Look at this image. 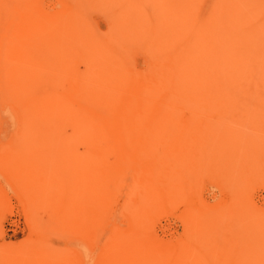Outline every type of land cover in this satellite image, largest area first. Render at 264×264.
<instances>
[{"label":"bare ground","instance_id":"6f19581e","mask_svg":"<svg viewBox=\"0 0 264 264\" xmlns=\"http://www.w3.org/2000/svg\"><path fill=\"white\" fill-rule=\"evenodd\" d=\"M137 1L144 0H54L46 10L41 0H0V216L9 211V190L29 227L27 239L0 245V264H82L76 243L89 250L109 226L98 264L264 262V212L248 205L249 187H221L224 206L210 217L192 177L220 170L224 142L238 153L259 147L264 156V141L245 146L220 135L215 59L201 57L208 46L189 42L180 25L172 35V17L168 29L161 22L168 33L159 29L151 6L146 21L137 8L145 12L149 0ZM182 1V14L199 9ZM111 156L114 168L105 164ZM114 171L134 174L137 187H125V195L109 187ZM118 202L127 218L121 223L108 219ZM158 214L180 218L173 240L152 234ZM222 225L225 237L217 233ZM49 233L73 245L53 252Z\"/></svg>","mask_w":264,"mask_h":264},{"label":"rangeland","instance_id":"374dc122","mask_svg":"<svg viewBox=\"0 0 264 264\" xmlns=\"http://www.w3.org/2000/svg\"><path fill=\"white\" fill-rule=\"evenodd\" d=\"M145 1L147 0L137 2L142 3L143 5ZM160 1L149 0L147 1L148 4L146 2L144 3V5H148H145L146 11L150 6L153 9V11L152 9L150 10V8L148 9L149 12H152L151 14H154V16L150 15V18L151 16L154 17L156 19L155 22H158L157 20H159L158 25L161 22H164V24L167 22L168 25L173 22L176 24L175 22L178 21V24L175 26L173 24L175 27L174 29H176L175 31L172 30V24L169 25L171 26L170 28L166 24V29L169 28L168 31L171 32L172 35L179 32L178 30H180V28L178 25H180L181 29L186 28V30H182L185 34H187V30H189L187 36L189 37V42H193L197 38L200 39L201 43L203 42L208 46L206 48L204 45L206 48H204L205 51H209H206L208 55L209 53L211 55L212 52L216 51L215 54L212 53L214 55L210 58V56L206 53L203 55L202 53L198 54L201 51L200 48L197 55H199L198 57L202 55V58L206 55L208 59H215V107L213 110L218 117L217 127L220 135H223L224 138L239 139L245 146H250L251 144L257 146L259 142L264 141V0H195L194 2H198L199 6L196 3H193L194 5L192 6H195L196 4L195 8L199 7V9L196 8L199 12L195 10L196 13L192 12L195 13V15L192 13L190 14V16L193 15L191 16L194 18L193 22L197 21L192 26V23L189 22L192 21V19L187 21L188 17H190L188 16L189 12L185 13L184 11L186 8V6L184 7V3L186 2L181 4V6L183 5L182 11H184V14H182L180 10L181 8L177 9L178 6H180V4L177 6L179 0H166L168 3L165 0ZM163 1H165L163 6H160ZM174 1H176V5L173 3ZM53 2L54 0H41V5L43 8H46V10H51ZM129 2H131V0H129ZM137 2L133 5L135 6L137 4L138 6L139 4ZM155 2L156 4H153ZM150 3H152V5ZM166 4H168L167 8H165ZM175 6H177V10L174 9ZM139 7L140 8L137 9L140 13L135 10V13L137 12V15L135 16H138L139 18L138 13L141 14L143 12L142 15L144 17L142 15H140V17L148 21L150 19L148 17L149 14H146L148 11L144 12L143 8H141V6ZM161 7L162 10H160ZM189 7L190 6H188L189 11L194 8ZM169 8L173 10L170 11ZM163 9L164 11L166 9V12L163 13ZM185 10L188 11L187 8ZM157 11L160 14H158V16L156 15ZM177 11L181 12V16H178L180 21H182L180 22L181 24L179 23V19H175V17L178 18ZM210 11H213V17L209 16L212 14ZM169 12L177 13L174 15L170 13V15H172L170 16ZM166 13L168 15H166ZM186 14L187 20L184 22H189L190 25L189 23L185 24L183 22ZM182 16L183 18L181 20ZM161 17L162 20H166V17L169 19L170 17L169 20L173 18L174 21L171 23L168 19V21H160ZM154 18L150 20L151 24L154 21ZM201 21H204V26L207 25L208 28H204ZM148 23V27H151V24ZM164 24L161 23L159 29H162L163 31L166 30L164 29ZM182 24L185 27L182 26ZM195 24H199V29H197V26L194 27ZM162 25H164V28H161ZM186 25H188V28ZM200 25L202 26V30H200ZM190 27L192 28L193 33H189L192 31ZM203 28L205 30L207 29L205 34L203 33ZM199 31H201L203 35H199L201 34ZM209 32H211L212 37L209 36ZM189 34L194 35L190 37ZM204 35L209 36L208 39H213L208 40ZM193 38L194 40H192ZM203 40L207 41V43L208 41L211 44L215 43V50L211 48L212 46H210L209 43L207 44ZM204 49L202 48V51H204ZM209 49L213 51H210ZM213 56L215 57L213 58ZM262 149H264V147H262ZM218 150L219 157H216V163L217 166L220 167V170L212 172L205 169V171L192 176L195 178L194 180L196 181L197 187H201L199 190L200 206L205 212H208L210 217H212L216 211L221 210L224 206V195L221 187H249L248 194H246V201L248 205L256 210L264 212V175L260 173L261 170L264 169V167H262L264 166V156L260 154L259 147L257 150L252 148L249 151L246 149L245 152L241 151V153H238L235 149V145L230 146L228 143L224 142L219 145ZM115 163L117 162L113 156L109 157L107 161H105L107 166L113 168ZM110 177L112 179V184L109 185V187H123V192L121 193L124 195L125 191H127L125 187H137L133 186L134 174L129 171H122L120 173H116L114 171ZM4 186L8 187L7 185ZM13 196V193L8 190L11 208L9 207V211L7 210L6 213L0 216V245L2 243H5L6 245L17 244L20 241L27 239L28 237L25 238L27 235L29 236V227L26 228L27 221L25 220L26 217L24 215L22 205H20L21 203L15 198V196ZM113 206L114 210H112L108 215V219L110 218L112 221H116L118 223L127 220L125 216H121L119 214L121 202L113 203ZM109 227L105 228L102 232H98V238L89 250L80 243H76L77 248H81L83 250V256L81 258L82 264H98L99 252L110 235L111 227ZM223 227L224 225L220 228H216L218 229L217 233L220 237L227 236V232L223 229ZM150 229L156 238L166 242L176 238L182 232L183 225L178 216L158 214L150 223ZM71 241L72 240L70 238L57 233H49L46 236V242L50 250L53 252H65L68 245H73ZM252 257L254 258L256 256ZM249 259H251V256ZM257 259L255 261H257ZM262 259H260V261H264ZM251 260V263L248 261L249 264H257L253 259ZM262 264H264V262H262Z\"/></svg>","mask_w":264,"mask_h":264}]
</instances>
